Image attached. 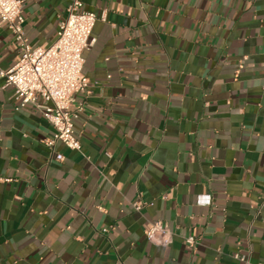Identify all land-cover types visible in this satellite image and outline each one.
I'll use <instances>...</instances> for the list:
<instances>
[{
	"label": "crops",
	"instance_id": "crops-1",
	"mask_svg": "<svg viewBox=\"0 0 264 264\" xmlns=\"http://www.w3.org/2000/svg\"><path fill=\"white\" fill-rule=\"evenodd\" d=\"M81 1L98 17L81 151L50 148L54 126L0 77V264L264 263V0ZM72 2L25 0L32 45ZM19 56L3 25L0 68ZM156 220L170 245L148 240Z\"/></svg>",
	"mask_w": 264,
	"mask_h": 264
},
{
	"label": "built area",
	"instance_id": "built-area-1",
	"mask_svg": "<svg viewBox=\"0 0 264 264\" xmlns=\"http://www.w3.org/2000/svg\"><path fill=\"white\" fill-rule=\"evenodd\" d=\"M24 6L25 0H0V27L7 25L20 45L17 63L8 69L0 68V77L5 85L14 88L19 107L32 105L54 126V135L45 141L50 148L61 141L68 148L81 151L75 119L82 106L76 104L75 96L91 91V79L84 72V53L96 42L93 29L98 17L84 10L81 0H73L59 24L57 39L50 46H35L24 32ZM64 158L62 153L56 155L57 160ZM0 180L9 178L0 177ZM133 206L140 210L142 202H134ZM147 238L156 245L168 246L174 233L168 223L156 220L147 231ZM186 241L190 245L196 243L193 236H188ZM235 257L250 264L240 253Z\"/></svg>",
	"mask_w": 264,
	"mask_h": 264
}]
</instances>
